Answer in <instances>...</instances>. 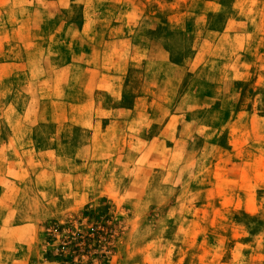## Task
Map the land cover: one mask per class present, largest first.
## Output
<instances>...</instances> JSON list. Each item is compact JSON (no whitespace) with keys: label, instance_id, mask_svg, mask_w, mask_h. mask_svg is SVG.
I'll return each mask as SVG.
<instances>
[{"label":"rangeland","instance_id":"obj_1","mask_svg":"<svg viewBox=\"0 0 264 264\" xmlns=\"http://www.w3.org/2000/svg\"><path fill=\"white\" fill-rule=\"evenodd\" d=\"M102 204L106 264H264V0H0V264Z\"/></svg>","mask_w":264,"mask_h":264},{"label":"trees","instance_id":"obj_2","mask_svg":"<svg viewBox=\"0 0 264 264\" xmlns=\"http://www.w3.org/2000/svg\"><path fill=\"white\" fill-rule=\"evenodd\" d=\"M120 224L121 217H114V211L105 204L86 207L63 222H53L45 232L44 259L58 264H82L86 258L106 264L121 231Z\"/></svg>","mask_w":264,"mask_h":264}]
</instances>
